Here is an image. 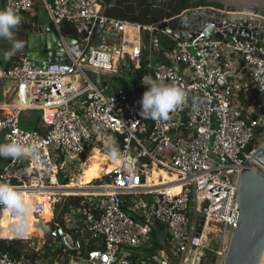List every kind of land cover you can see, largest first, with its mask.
Masks as SVG:
<instances>
[{"label":"built area","instance_id":"1","mask_svg":"<svg viewBox=\"0 0 264 264\" xmlns=\"http://www.w3.org/2000/svg\"><path fill=\"white\" fill-rule=\"evenodd\" d=\"M3 1L5 8L11 7L18 15L30 13L37 2ZM42 1L70 65L49 64L42 71L27 57L11 68L0 64V82L13 81L20 91L17 104L0 106V136L5 143L15 141L38 149L35 158H11L0 168V182L10 183L24 199L48 198L50 206L79 197L94 207L95 211L85 212L79 220L65 217L67 226L78 229V238L54 218L45 223L50 224L44 230L45 244L56 242L64 252L75 254L79 264H132L129 249L140 247L157 225L167 229L171 242V261L160 264H195L197 249L213 251L215 264H225L232 236L240 226L237 201L243 170L253 171L255 166L264 176V165L252 159L255 149L248 152L263 128L264 116L253 119L249 96L251 86L264 92V41L240 36L217 40L204 34L192 41L171 37L174 50L155 63L151 60L148 67L154 79L183 86L186 103L166 121L151 120L152 131L142 138L146 129L135 98L123 91L105 93L88 76L90 72L118 75L127 52L98 47L93 38L99 26L113 28L127 36L134 45L129 54L139 59L145 50L140 35L168 36L167 31L159 23L142 25L100 15L103 0ZM63 22L74 26L78 44L67 45L61 33ZM233 56L241 58L248 69L247 81L233 79L229 61ZM73 76L84 79L81 88L69 80ZM29 110L42 112L45 130L22 129L23 113ZM183 128L192 135L184 136ZM102 136L113 137L117 147L121 144L122 159L115 168L106 172V167L101 178L86 186L62 182L69 164L78 161L83 171L93 149L105 154L103 145L97 143ZM251 159L253 166L246 164ZM154 171L176 178L155 179ZM105 176L111 180L93 184ZM45 206V202L33 203L32 215H42ZM3 215L15 222L27 220L0 206V222ZM16 239L24 238L0 234V242ZM91 240L102 242L103 248H85ZM0 264L29 263L0 248Z\"/></svg>","mask_w":264,"mask_h":264},{"label":"water","instance_id":"2","mask_svg":"<svg viewBox=\"0 0 264 264\" xmlns=\"http://www.w3.org/2000/svg\"><path fill=\"white\" fill-rule=\"evenodd\" d=\"M105 5L100 11V15L111 14L109 18L118 19L113 13L115 10H126L128 8L136 11L139 16V3L137 0H103ZM198 0H149L150 10L156 6L160 7L169 15V19L159 22V28L166 30L168 36L181 41H192L200 34L207 38L224 40L240 36L245 39H255L264 41V0H207L208 3L219 4L221 8L211 6L199 7ZM188 2V4H185ZM181 7H178V6ZM107 12V13H106ZM121 20V19H119ZM125 21V20H123ZM176 23L173 27L171 23ZM24 37V56L29 58L33 67L46 71L49 64L61 63L70 65V59L66 52L65 45L59 35L49 26L48 30L44 26L32 24L26 29ZM96 41L98 47H111L119 51L125 46L131 49L134 45L130 42L124 44L123 34L108 26H99L96 30ZM147 54L139 59H132L130 54L120 61V67L125 69L130 66L136 69L138 62H144L147 66L151 61L152 54L160 51L159 36L157 34L144 37ZM66 43L69 46L78 44L77 39L68 38ZM84 48V47H83ZM90 80L105 93H110V85L107 77L101 73H88ZM70 81L74 77L69 78ZM83 86L80 80L79 87ZM253 102L250 106L259 108V114L253 116L256 120L258 115L264 116V92H257V86H251ZM262 131L255 141L254 146L248 152L255 149L252 159H256L264 165V121L261 124ZM246 164L253 166L251 161ZM253 171L243 170L238 204L240 211V226L232 236L229 252L225 264H262L264 257V176L259 174L257 168L253 166ZM98 180V179H97ZM59 200H54L57 204ZM46 220L42 215H34V229L44 233L45 223L53 220ZM204 222L201 216L200 229ZM69 228L75 226L70 225ZM40 238L37 233L32 234L29 239ZM217 250L215 247L214 251ZM195 264H215L216 254L207 249H197L194 252Z\"/></svg>","mask_w":264,"mask_h":264},{"label":"crops","instance_id":"3","mask_svg":"<svg viewBox=\"0 0 264 264\" xmlns=\"http://www.w3.org/2000/svg\"><path fill=\"white\" fill-rule=\"evenodd\" d=\"M0 3L4 5L3 0H0ZM19 16L22 18L21 24L16 29L13 30L15 33L16 40H20L23 42L25 34H26L25 33L26 29L29 28L32 24L44 26L47 30L49 26H51L53 28V31L56 32L55 28L52 25L48 11L42 0H37L34 9L30 13L19 15ZM144 37H149V36L148 35L145 36L142 34L140 35L142 44L144 45L145 50H146V45L143 42ZM93 40L94 42L99 40V38L96 36V32H95ZM128 40L129 39L127 38V36H124V39H123L124 44H126ZM122 49L123 51H126L127 54H129L132 50L130 47H126V46ZM8 53H11V55L6 59L5 56ZM24 57L25 56H24L23 49L15 51L12 48L11 41H8L7 39H4V38H0V64L3 67H8V66L14 67L18 65L20 63V60ZM154 59H156L155 53L152 54L151 56V60L153 61ZM229 61L231 63L230 70H231L233 79L241 81V82L247 81L249 77V71L245 67L242 59L239 57L233 56L229 58ZM142 64L143 62L141 63L138 62L135 70H132L129 65L125 69H122V67H120L117 70L118 75H116V80H120V83H123L129 86L131 92L128 94L132 95L135 98V100L138 102L139 110H141V104L139 103V101L142 99V96L144 92L147 90V88L144 89V91L140 94L136 93L132 86V78H133L134 72L140 69ZM73 77H74V80L72 82H77L79 85V82L81 80L84 83V79L82 77H79V76H73ZM106 77L110 85V93H116L118 91H123L120 87L114 85L115 81H113V78L115 76L114 77L106 76ZM143 86L145 85L143 84ZM19 100H20V91H19L18 85L15 82L7 81V80L0 82V106L8 105V104H17ZM23 117H24V120H23ZM21 125H25L27 127H33L34 130H39V131L45 130V126L43 124L42 112L35 111V110L25 111L21 119ZM0 138H2V136H0ZM2 141L4 144L3 138H2ZM10 159L11 158L1 157L0 158V168L4 167L8 163V161H10ZM79 167L82 170L83 167L81 165ZM64 179L65 178H62L61 180L62 182H65V183H68L69 181L70 182L73 181V178H69L66 180ZM72 184H77V183L72 182ZM5 226L1 225L0 230L4 232ZM3 235L5 236L4 233ZM128 252L130 253V260L132 264H160L163 260L171 261V242H170L167 229L164 227L161 228L159 225H157L152 230V233L149 239L145 240L141 244L140 247L129 249Z\"/></svg>","mask_w":264,"mask_h":264},{"label":"trees","instance_id":"4","mask_svg":"<svg viewBox=\"0 0 264 264\" xmlns=\"http://www.w3.org/2000/svg\"><path fill=\"white\" fill-rule=\"evenodd\" d=\"M140 10H139V16H119L117 14V18L121 19V20H125L131 23H138V24H142V25H153V24H158L159 22L169 19V15H167L165 13L164 10H159V12L156 14L155 12L157 11V8H154V12L152 10H150L149 7H143V3L140 0ZM204 6H207L206 3H202ZM107 13V12H106ZM107 15L109 17L111 14L107 13ZM61 33L65 38H73V39H77L78 36L76 34V31L74 29V26L71 23L68 22H63L61 25ZM159 36V44H160V51L155 53V57L156 60H160L163 59V57L172 52L175 48V41L167 36V35H163V34H157ZM143 54H147V50L143 51ZM6 68H11L10 66L6 67ZM146 75H150L153 77L152 71L149 69V67L143 62L142 66L140 67V69L136 70L133 74V78H132V86L133 89L136 93L140 94L144 91V89H146L145 86H143L142 83V78ZM116 80V77L113 78V81ZM141 111V110H140ZM139 111V112H140ZM141 120L143 122V124L145 125V129L146 132L143 133L141 136L142 138L147 137L151 131H152V121L151 119H144L141 115ZM184 130V136L187 135H192V131H185ZM262 131V130H261ZM121 144H119L120 146ZM118 146V147H119ZM111 180V176H105L101 181L103 182H109ZM100 181V182H101ZM102 183V182H101ZM28 205V213H27V220L26 222H22V221H17L16 223L19 224H12L13 226H9V228L7 226L4 227V232L2 230H0V234L3 235V233L5 234V236H12V237H22V235L27 234V233H31L32 231L36 233H41L42 231H37L36 229H34L33 226V221H34V216L32 215V206L33 203L39 201V202H43V200H31L28 198L24 199ZM127 200V199H126ZM130 204V202L127 200L126 205L128 206ZM81 211L80 215L78 214H74V212H78ZM89 211H95L94 207L91 206L87 201H85L83 198H79V197H75V198H71L67 201L66 205L64 206V210H63V214L62 217L60 219H58V223L63 226L66 230L67 233L72 234L75 238L79 237V233H78V229H74V228H69V226H67V224L65 223V217L66 216H72L75 219L79 220L82 215L85 212H89ZM128 214L130 216H133V214L131 212L128 211ZM161 228H163V226H160ZM33 244L32 240H20V239H16V240H12V241H4L2 240L0 242V248L1 251L5 254L10 255L11 257L14 258H24L25 260L28 261L29 264H69L71 261H78V257L75 256V254H69L64 252V250L62 248H54L51 244L55 243L53 241H48L45 244V252H36L35 250H33L32 248V252H26L25 251V246ZM51 243V244H50ZM85 248L89 249V250H94V249H102L103 248V243L100 241H95V240H91L90 244H88V246H85Z\"/></svg>","mask_w":264,"mask_h":264},{"label":"clouds","instance_id":"5","mask_svg":"<svg viewBox=\"0 0 264 264\" xmlns=\"http://www.w3.org/2000/svg\"><path fill=\"white\" fill-rule=\"evenodd\" d=\"M22 18L11 8L0 10V38L12 42L15 51L24 48V42L15 39L14 29L21 24ZM11 53L6 54L7 59ZM142 83L147 90L144 92L141 104L140 115L144 119L153 121H166L170 112L186 103V92L183 86L178 83H165L159 77L153 78L146 75L142 78ZM105 154L110 157L112 162L119 163L122 153L116 145L113 137L108 136L103 145ZM38 152L36 145L27 146L15 141L0 144V157L4 158H35ZM0 206L13 209L22 219L27 217L28 205L24 198L19 194L10 183L0 182Z\"/></svg>","mask_w":264,"mask_h":264},{"label":"rangeland","instance_id":"6","mask_svg":"<svg viewBox=\"0 0 264 264\" xmlns=\"http://www.w3.org/2000/svg\"><path fill=\"white\" fill-rule=\"evenodd\" d=\"M3 9H5L4 5H2V3H0V10H3ZM155 62H156V59L153 60V63H155ZM114 85L120 87L126 94L131 92L129 86L126 85V84L120 83V80H115ZM249 97L252 98V95H250ZM24 117H23V120H24ZM22 129H25V130H28V131L34 130L33 127H27L25 125H22ZM106 138L107 137H105V136L100 137V139H99L100 141L97 142V143H100L101 146L104 145V141H105ZM0 144H3L2 138H0ZM4 144H5V142H4ZM98 147H100V146L98 145ZM79 166H80V162H78V161L66 166L64 168L63 173H62L63 176L65 177L64 180H66L67 178H73V181L78 184L79 175L82 173V170L80 169ZM101 182H103V181H101ZM99 183H100V181L99 182L98 181H94L93 182V184H99ZM66 203H64V204L62 203V204H58V205H52L51 207H49L50 205L46 202V206H45L46 209L44 210V213L42 214V216L46 220H50L51 216L53 215L54 216V220L57 221L58 219H60L62 217L64 206L66 205ZM74 214H76V212H74ZM33 222H35V221H33ZM12 224L18 225V223H16L15 221L9 220V216L8 215H3V218H2V220L0 222V226L1 225H3V226L6 225L8 228H9V226H13L14 227V225H12ZM33 226H34V223H33ZM45 227H46V230H48L50 228V224H46ZM34 233H36V231L35 232L32 231L31 233H27V234L22 235L21 238H24L23 240H25V241L32 240L33 241V244H31V243H30V245L26 244L25 251L26 252H32V249L34 250V248H36V250H39V252H43L44 253L45 252V247H44L45 246V239L43 238L44 233L43 232L37 233V235L40 238L29 239V237L32 234H34ZM16 237H19V236H16ZM51 245L54 248H59V245L56 242L52 243ZM80 263L84 264V262H80ZM69 264H79V263L75 262V261H71Z\"/></svg>","mask_w":264,"mask_h":264},{"label":"bare ground","instance_id":"7","mask_svg":"<svg viewBox=\"0 0 264 264\" xmlns=\"http://www.w3.org/2000/svg\"><path fill=\"white\" fill-rule=\"evenodd\" d=\"M117 163H114L110 160V158L105 155L104 153L100 152L99 149H93L91 151V154L88 156V158L85 161V169L83 170L82 174L79 175L78 178V184H69L70 187H74L76 185L80 186H86L91 183L92 180L94 179H99L102 176V173L105 171L106 172H111ZM154 178L157 179L160 176H163L165 180H173L176 178V176H169L165 172H158L154 171ZM169 177V179H168ZM96 179V180H97ZM74 182V181H72ZM179 190L176 189L175 192H178ZM28 198V197H27ZM28 199L31 200H43L45 203H48V198H41V197H29ZM49 204V203H48ZM50 205V204H49ZM51 207V206H49ZM46 209V207H45ZM17 222V221H16ZM19 225V224H18ZM262 264H264V257Z\"/></svg>","mask_w":264,"mask_h":264},{"label":"flooded vegetation","instance_id":"8","mask_svg":"<svg viewBox=\"0 0 264 264\" xmlns=\"http://www.w3.org/2000/svg\"><path fill=\"white\" fill-rule=\"evenodd\" d=\"M138 1V3L140 2V0H137ZM155 2L157 1V0H154ZM141 2L143 3V7H149V0H141ZM206 3L207 4V6H211V7H214V8H221V6L219 5V4H216V3H213V4H211L210 5V3H208V1L207 0H198L197 1V6H199V7H206V6H204L202 3ZM185 4H188V2H186ZM178 7H181L180 5L178 6ZM155 8H157L156 10V14L159 12V10L161 11L162 9L160 8V7H158V6H156ZM137 10H140V3H139V7H138V9ZM155 10H153V12H154ZM113 13L114 14H117V15H119V16H136V11H134V9H132L131 7L130 8H128V9H126V10H115V11H113ZM171 25L173 26V27H175L176 26V23H174V22H172L171 23ZM253 102V101H252ZM254 112H255V115L256 114H259V108H254Z\"/></svg>","mask_w":264,"mask_h":264}]
</instances>
